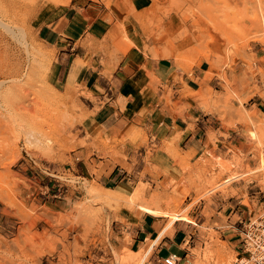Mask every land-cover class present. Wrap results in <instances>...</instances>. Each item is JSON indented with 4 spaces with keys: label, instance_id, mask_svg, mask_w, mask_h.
<instances>
[{
    "label": "rangeland",
    "instance_id": "obj_1",
    "mask_svg": "<svg viewBox=\"0 0 264 264\" xmlns=\"http://www.w3.org/2000/svg\"><path fill=\"white\" fill-rule=\"evenodd\" d=\"M153 1L145 49L185 70L205 62V78L218 79L202 103L244 127V149H210L167 184L140 180L127 195L103 188L98 178L117 166L133 171L127 136L93 129L105 101L90 102L74 73L56 79L55 53L37 37L46 14L71 0H0V264H163L155 242L133 251L131 234L118 235L144 212L170 217L166 230L184 220L179 264H237L243 223L264 212V0ZM251 99L263 112L246 107Z\"/></svg>",
    "mask_w": 264,
    "mask_h": 264
},
{
    "label": "crops",
    "instance_id": "obj_2",
    "mask_svg": "<svg viewBox=\"0 0 264 264\" xmlns=\"http://www.w3.org/2000/svg\"><path fill=\"white\" fill-rule=\"evenodd\" d=\"M153 5V0H71L46 14L37 28L38 39L55 53V78L68 83L74 73L73 83L88 93L90 102L105 101L90 120L93 129L114 128L127 136L125 149L132 154L133 171L117 166L98 178L103 188L124 195L133 192L140 180L157 186L183 178L190 174L184 166L189 163L194 168L210 149L245 147L244 127H230L229 114L224 118L202 103L203 92L214 89L218 79L205 78L204 61L185 70L173 58L156 57L145 49L144 16ZM261 105L251 99L246 107L263 112ZM213 134L220 141L216 149ZM148 147L156 149L145 172ZM52 186L48 184V189ZM227 205L222 202L218 213L225 212ZM240 209L234 214L241 216ZM169 218L144 212L132 224L126 218L118 235L123 239L124 230L131 234L133 251L155 242L152 250L159 262L173 253L185 256L188 227L184 220H175L166 230Z\"/></svg>",
    "mask_w": 264,
    "mask_h": 264
},
{
    "label": "built area",
    "instance_id": "obj_3",
    "mask_svg": "<svg viewBox=\"0 0 264 264\" xmlns=\"http://www.w3.org/2000/svg\"><path fill=\"white\" fill-rule=\"evenodd\" d=\"M240 258L237 264H264V212L246 220L239 235ZM182 257L176 253L163 258V264H179Z\"/></svg>",
    "mask_w": 264,
    "mask_h": 264
},
{
    "label": "bare ground",
    "instance_id": "obj_4",
    "mask_svg": "<svg viewBox=\"0 0 264 264\" xmlns=\"http://www.w3.org/2000/svg\"><path fill=\"white\" fill-rule=\"evenodd\" d=\"M19 104H20V103H19ZM20 105H21V104H20ZM22 106H25V105H22ZM20 107H21V106H20ZM23 108H25V107H23ZM24 111H25V110H24ZM142 253H143V252H142ZM142 255H145V253L141 254V256H142ZM139 258H140V257H139Z\"/></svg>",
    "mask_w": 264,
    "mask_h": 264
}]
</instances>
